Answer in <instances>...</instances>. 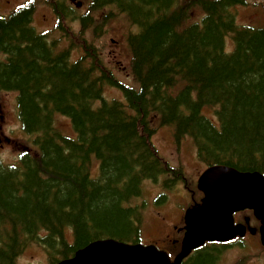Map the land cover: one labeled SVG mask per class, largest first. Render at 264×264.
I'll return each mask as SVG.
<instances>
[{
	"label": "trees",
	"instance_id": "1",
	"mask_svg": "<svg viewBox=\"0 0 264 264\" xmlns=\"http://www.w3.org/2000/svg\"><path fill=\"white\" fill-rule=\"evenodd\" d=\"M245 2L123 3L139 28L128 39L137 87L118 81L95 48L71 63L29 26L30 10L0 15V103L19 94L31 135L16 162L0 159V264H19L33 245L57 264L96 240L141 242L143 184L163 179L171 189L184 178L153 143L159 127L178 143L191 139L207 165L264 174V27L237 24L231 9ZM194 4L204 16L189 23ZM106 85L126 102L106 101ZM58 114L71 120L69 133L56 127Z\"/></svg>",
	"mask_w": 264,
	"mask_h": 264
},
{
	"label": "rangeland",
	"instance_id": "2",
	"mask_svg": "<svg viewBox=\"0 0 264 264\" xmlns=\"http://www.w3.org/2000/svg\"><path fill=\"white\" fill-rule=\"evenodd\" d=\"M21 1L3 0V8L9 9L7 11L13 10L21 4ZM248 1L249 7L239 8V24L247 26L264 25V0ZM2 12L5 14L4 11ZM53 23L54 18L51 15L43 17L42 14H36L35 16L34 25L40 32L51 31ZM129 24L125 16H121L106 22L100 32L91 30L83 34L81 32L82 29L76 26L70 30L72 32L68 34L69 38L64 37L60 32H56L55 34H51V39H59L60 48H68L73 42L80 44V41H95L94 45L103 55L104 63L113 69L120 80L126 81L130 77L128 73L131 60L127 36L130 33L136 32L135 28H132V31H130ZM227 48H232L231 41H228ZM79 55H81L80 51L77 52L76 56ZM15 97V94H4L3 103L0 107V112L4 116L3 120L0 119V134L3 133L4 137L10 140L9 143L5 142V147L0 148V158L5 163L17 161L20 146L25 144L27 139L18 120ZM105 98L121 99L120 101L125 102L122 99L124 98L122 93L110 86L105 89ZM207 114L211 115V113ZM70 125L69 120L64 117H56V127L61 131L69 133L71 130ZM153 142L164 158L169 160L175 167H182L184 169L186 176L193 184L195 179H198L199 175L205 170L206 166L197 159L196 149L192 141L186 140L178 145L174 141L171 131L167 128H161L156 133ZM96 169H99V164L96 165ZM159 185L160 183L154 184L156 188L154 186L150 187L153 189V193L157 191L160 193L162 191ZM185 189L182 185L176 186L172 192H169L167 200L164 203L157 204L153 201L152 195L148 197L150 206L145 210L144 241L147 243L160 241V243L165 244V241L162 239L167 235H171L173 238L179 235V233H176L175 227H182L184 212L193 203L192 198L190 199V196L186 194ZM193 189L196 190L195 184L193 185ZM157 198L156 196L155 200ZM256 255L247 256L249 260H254ZM229 259L232 260V253L229 255ZM20 264H48L45 251L37 246L29 247L21 257Z\"/></svg>",
	"mask_w": 264,
	"mask_h": 264
},
{
	"label": "water",
	"instance_id": "3",
	"mask_svg": "<svg viewBox=\"0 0 264 264\" xmlns=\"http://www.w3.org/2000/svg\"><path fill=\"white\" fill-rule=\"evenodd\" d=\"M199 189L205 198L201 205L186 213L185 248L206 240H225L228 234L237 231L238 228L233 226V215L240 210L254 209L264 223L262 174L213 167L200 180ZM190 251L186 250L176 262L171 263L169 257L154 246L131 245L106 239L89 244L78 250L73 258L59 264H179L181 258Z\"/></svg>",
	"mask_w": 264,
	"mask_h": 264
},
{
	"label": "flooded vegetation",
	"instance_id": "4",
	"mask_svg": "<svg viewBox=\"0 0 264 264\" xmlns=\"http://www.w3.org/2000/svg\"><path fill=\"white\" fill-rule=\"evenodd\" d=\"M28 1L32 0L26 2ZM33 8L37 13L40 12L44 16L52 14L58 19L59 17H70L69 13L72 12L90 19L102 18L104 25L105 18L120 14V0H33ZM91 24H94V20ZM243 213L237 214L236 223L246 225L248 231L245 236L236 237L229 242H208L202 248L194 250L180 264H200L206 257L210 260V264H264V247L261 244L259 231L255 234L249 233L251 228L259 229V221L250 218L247 222L248 217L243 218ZM255 221H257V226L253 225ZM183 236L172 238L168 235L165 244H162V249L167 251L172 259L182 252ZM260 249V254H258ZM231 253L232 260L229 259ZM254 254H257L256 258L249 260L247 255Z\"/></svg>",
	"mask_w": 264,
	"mask_h": 264
}]
</instances>
